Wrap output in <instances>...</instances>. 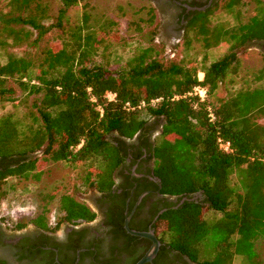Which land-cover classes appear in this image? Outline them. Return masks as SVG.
<instances>
[{"label": "trees", "instance_id": "obj_1", "mask_svg": "<svg viewBox=\"0 0 264 264\" xmlns=\"http://www.w3.org/2000/svg\"><path fill=\"white\" fill-rule=\"evenodd\" d=\"M91 1L0 0V102L15 100L11 81L35 97L30 109L17 106L0 116V204L8 179L38 181L51 163L76 171L83 189L110 194L124 162L123 140L162 119L152 154L160 193L203 198L158 216L153 228L160 250L150 264L167 252L196 264H233L236 257L257 264L255 242L264 239V125L257 121L264 115V52L253 69L242 67L238 52L264 43V0H214L189 14L183 44L198 43L205 52L200 67L193 59H160L146 47L114 71L105 57L117 23L95 16ZM146 10L152 22L154 9ZM216 12L233 23H213ZM23 45L29 49L22 55L7 52ZM198 86L204 100L193 93ZM38 205L36 215L12 223L14 229L33 224L56 232L97 216L58 188L40 194ZM208 212L219 216L207 219Z\"/></svg>", "mask_w": 264, "mask_h": 264}, {"label": "flooded vegetation", "instance_id": "obj_2", "mask_svg": "<svg viewBox=\"0 0 264 264\" xmlns=\"http://www.w3.org/2000/svg\"><path fill=\"white\" fill-rule=\"evenodd\" d=\"M212 1L156 0V4L164 16L166 31L175 38L184 31L189 14L196 11L191 9L208 8ZM253 46L264 52V43ZM162 124V119H152L143 131L123 140L120 150L124 162L114 173L113 191L89 192L87 202L97 214L94 221L63 224L52 232L33 224L16 230L0 218V264H132L145 254L151 242L127 233L126 217L130 216L131 230L148 232L154 230L158 216L165 210L177 207L184 199L198 202L203 198L199 192L182 196L160 193V182L153 175L152 154ZM176 256L167 252L157 264H196Z\"/></svg>", "mask_w": 264, "mask_h": 264}, {"label": "rangeland", "instance_id": "obj_3", "mask_svg": "<svg viewBox=\"0 0 264 264\" xmlns=\"http://www.w3.org/2000/svg\"><path fill=\"white\" fill-rule=\"evenodd\" d=\"M4 2V0H1ZM249 1V0H245ZM94 8L93 14L97 17H107L117 23L116 37H110L112 40L109 50L106 54V61L109 68L114 71L123 66L134 54L137 48L152 47L157 57L163 60L181 61L184 59H193L200 67V60L205 52L198 43H193L190 49H186L183 42V32L178 37L172 38L171 33L166 31L164 16L160 13L156 0H92ZM152 6L154 9V19L149 21L147 16V7ZM142 8H145L143 10ZM247 16L250 8H247ZM199 21V20H198ZM213 23H223L231 25L232 19L223 14L216 12L212 17ZM134 24V25H133ZM118 38V40H117ZM116 40V41H114ZM29 48L26 45L8 48L7 52L22 55ZM241 55V64L244 68H259L262 63V56L259 48L248 45L238 52ZM214 55L207 54V62L213 60ZM98 62L104 59L96 58ZM4 61V54L0 51V62ZM264 85V83H262ZM9 85L14 90L13 102H0V116L13 112L20 107L21 111L30 109L35 97H27L16 84L11 81ZM24 100V102H22ZM22 102V103H21ZM258 123L264 125V115L257 119ZM37 155H40L38 153ZM36 156V155H35ZM239 176H232V183L237 186ZM58 188L62 193L73 195L80 201L85 202L88 206L89 190H85L79 185L76 179V171L66 167L63 163H51L44 167L43 174L38 181H18L14 178L7 180L4 190L7 196L0 204V218L4 224L26 222L34 217L38 211L39 195L51 192ZM219 215L208 212L207 219L218 218ZM49 220L53 222L56 218L54 206H51ZM257 252V264H264V239L255 242ZM233 264H247L241 257H236Z\"/></svg>", "mask_w": 264, "mask_h": 264}, {"label": "water", "instance_id": "obj_4", "mask_svg": "<svg viewBox=\"0 0 264 264\" xmlns=\"http://www.w3.org/2000/svg\"><path fill=\"white\" fill-rule=\"evenodd\" d=\"M207 8V6L201 7V8H193L191 10H196V11H204ZM187 199H184L185 201ZM182 201V202H183ZM130 220V216L125 218L124 221V228L132 236L140 237V238H145L148 239L151 242V246L148 249V251L138 260L136 264H149L152 263L153 259L156 257L159 248H160V243L155 236L154 230H150L148 232H139V231H134L131 230L128 226Z\"/></svg>", "mask_w": 264, "mask_h": 264}, {"label": "built area", "instance_id": "obj_5", "mask_svg": "<svg viewBox=\"0 0 264 264\" xmlns=\"http://www.w3.org/2000/svg\"><path fill=\"white\" fill-rule=\"evenodd\" d=\"M202 79H203V73L199 72L198 73V80L201 81ZM193 93L197 94L201 100L205 99L206 92H205V90L203 88L198 86V87L194 88ZM113 98H114L113 94H109L108 95V99L109 100H113ZM210 117L212 118V115H210ZM219 146H220L221 149H223L225 151L228 150V147H229V145L227 143H222L220 141H219Z\"/></svg>", "mask_w": 264, "mask_h": 264}]
</instances>
